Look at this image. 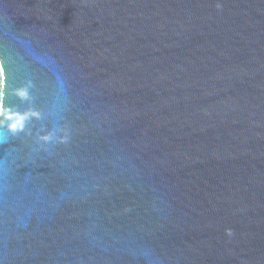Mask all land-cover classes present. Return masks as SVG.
Masks as SVG:
<instances>
[{
	"label": "water",
	"instance_id": "water-1",
	"mask_svg": "<svg viewBox=\"0 0 264 264\" xmlns=\"http://www.w3.org/2000/svg\"><path fill=\"white\" fill-rule=\"evenodd\" d=\"M0 67V264H264V0H0Z\"/></svg>",
	"mask_w": 264,
	"mask_h": 264
},
{
	"label": "clouds",
	"instance_id": "clouds-1",
	"mask_svg": "<svg viewBox=\"0 0 264 264\" xmlns=\"http://www.w3.org/2000/svg\"><path fill=\"white\" fill-rule=\"evenodd\" d=\"M30 86V85H29ZM29 86H20L12 90V94L19 98L21 101L28 100ZM4 76L3 69L0 67V129H5L9 134L16 135L19 132L25 130L26 122L32 118L39 120L41 114L34 108H28L24 111H19L14 105L5 104V92H4ZM41 140L48 141L52 136L48 133L39 137ZM227 236L233 234L231 228L224 229Z\"/></svg>",
	"mask_w": 264,
	"mask_h": 264
}]
</instances>
